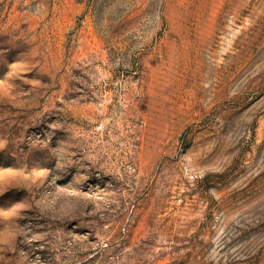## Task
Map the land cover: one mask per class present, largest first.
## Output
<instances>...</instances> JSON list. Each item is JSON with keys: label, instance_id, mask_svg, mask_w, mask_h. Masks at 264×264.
Returning <instances> with one entry per match:
<instances>
[{"label": "rangeland", "instance_id": "rangeland-1", "mask_svg": "<svg viewBox=\"0 0 264 264\" xmlns=\"http://www.w3.org/2000/svg\"><path fill=\"white\" fill-rule=\"evenodd\" d=\"M0 264H264V0H0Z\"/></svg>", "mask_w": 264, "mask_h": 264}]
</instances>
